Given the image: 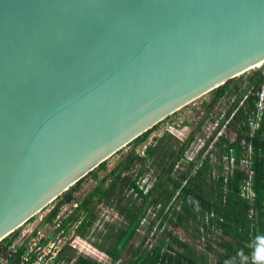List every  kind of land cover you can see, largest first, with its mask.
I'll list each match as a JSON object with an SVG mask.
<instances>
[{"label":"water","instance_id":"1","mask_svg":"<svg viewBox=\"0 0 264 264\" xmlns=\"http://www.w3.org/2000/svg\"><path fill=\"white\" fill-rule=\"evenodd\" d=\"M261 64L264 0H0V242Z\"/></svg>","mask_w":264,"mask_h":264},{"label":"trees","instance_id":"2","mask_svg":"<svg viewBox=\"0 0 264 264\" xmlns=\"http://www.w3.org/2000/svg\"><path fill=\"white\" fill-rule=\"evenodd\" d=\"M243 76L245 74L229 80L212 91V100L207 105V111L210 112L216 103L225 98L230 92L237 95L234 104L226 112V119L221 122V125H225L228 118L236 111L227 125V128H232L236 132L235 141L231 143L230 140L221 136L215 145L220 149L219 160L222 159L224 154H233L237 160V168L232 175L228 176L226 183L224 177L217 180L212 179L213 166L209 162L210 158H208L197 175L190 178L188 184L182 189L181 199L186 203L185 212L176 213L174 211L172 213L173 215L176 214L177 221H174L173 215L163 217L160 227L165 226V230L156 245L149 250L144 245L146 242L145 237L143 243L131 251L128 259L122 261L123 251L136 238L140 223L148 209L155 208L160 204L163 206L168 205L181 187L182 182L188 178V172L182 173L178 177L174 176L173 169L194 141V134L190 135L184 143H180V141L173 142L167 136L161 137L156 145L146 147L144 157L133 151L130 152L124 161L119 162L104 179L100 180L94 191L78 204L77 209L61 221L59 231L66 228L69 223L72 227L78 222L81 216L80 211H84L85 214L83 215L82 224L77 230V236L85 238L86 231L97 221L96 208L100 203L115 207L124 219L123 224L117 229L113 227V230H111L109 225H106V228L109 229V235L105 238L108 245H97L103 252L101 260L98 256L95 257L97 259L93 258L94 260L81 258L76 264H207L198 257L191 243L179 239L174 231L170 230L172 224L175 228L181 227L186 231L194 227L197 213L195 208L187 205L186 201L189 197L200 202L201 212L215 211L224 218V222H217L218 227L223 232V239L225 238L223 243H219L226 254L221 255L223 259L221 264H224V262L226 264H250L252 255L255 252L258 254L261 249H264V113L258 130L253 132L250 126V120L256 119L258 113L259 98L257 93L261 90L264 81V65L259 69H255L252 75L248 77V85L245 90H241L239 85L243 81ZM236 80L239 82L234 84L233 82H236ZM244 98L246 99L244 100ZM242 101L243 104L240 106ZM158 125L142 134L128 146L147 141ZM243 142L247 146L249 144L252 146L251 154L247 155L251 162L249 170L253 172L251 178L248 171L240 168V163L246 157L248 150ZM146 163L149 164L150 168H155L158 173V178L153 183L152 189L147 193L144 189H141L138 181L139 177L130 174L131 167L136 165L145 166ZM106 165L107 161L103 162L71 187L69 191L59 196L56 199L57 204L47 215L44 223H51L58 216L63 205L74 202L75 191L81 187L87 178L99 179L98 171L105 169ZM140 175H143V170L137 176ZM109 178L110 181L105 185ZM249 179L252 183V189L256 193L253 204L241 196L242 188ZM210 183L212 184L210 185ZM129 192H131V195L127 194ZM134 196L135 199H133ZM252 207L258 212L257 218H259L261 227L259 231L261 241H258L257 233H251L254 232L252 221L249 219V211ZM162 215L163 210L158 213V218ZM18 235L19 231L16 230L0 242V264H3V261L6 262L5 264H20L23 257L27 255L26 243L20 247L12 248ZM48 242L49 239L45 241V244ZM250 244L254 245L253 249L249 247ZM209 249L213 250L211 247ZM31 256L27 264H32L35 261V257Z\"/></svg>","mask_w":264,"mask_h":264},{"label":"rangeland","instance_id":"3","mask_svg":"<svg viewBox=\"0 0 264 264\" xmlns=\"http://www.w3.org/2000/svg\"><path fill=\"white\" fill-rule=\"evenodd\" d=\"M253 71H255V69L245 73V76H243V81L239 84L241 90H245L247 88L248 77L252 75ZM237 82L239 81L236 80V82L234 81L233 83L235 84ZM232 89L234 88L232 87ZM212 96V93H209L201 97L187 109L182 111L172 120H170L160 129H158L156 132H154L147 141L138 144L136 147H134L116 162H114L101 173H99V179H91L89 182H87L85 185L75 191L74 202L72 204L63 205L58 213V216L51 223H44V220L52 209L45 215L40 217L38 220H36L34 223H32L30 226H28L26 229H24L22 232H20L12 248L14 249L15 247H20L21 245L26 243L27 254H30L31 251L34 254L36 252H44L45 256H42L43 253L38 256L41 260H38L37 264H50L54 261V258H51V260L47 261V257H56V255L62 252L64 249H66V253L70 256V261L65 262L63 264H73L75 258H78L79 256H85L91 259H97L95 257L98 256V258L102 259L103 252L97 245H108V242L105 238L109 235V229L106 228V225L108 224L111 230H113V227H116L117 229V227H120L121 224H123L124 222V219L117 212L115 207L110 206L106 203H100L99 205H97V221L93 224L90 229L86 231L85 238L73 237V232L76 229V226L79 225V222L82 221L83 215L85 214L84 211L79 210L81 216L78 219V222L73 226V228H71L66 234H63L62 232L56 234L49 240L50 242L46 246V248L44 246H42L41 250H38V248L41 245V240L51 236L56 231L58 224H60L61 221H63L68 215H70L75 209H77L78 204H80L81 201H83L92 191H94V189L98 186L100 180L104 179L119 162L124 161L130 152L133 151L136 154L141 155V157H144V151L146 147H149L150 145H156L158 140L164 136H167L173 142L180 141V143H184L187 141L190 135L194 134V140H197L199 142V140L201 139L203 142L209 145L211 142H206L208 140V137L211 135L212 132H214V129L216 127L221 126V122L226 119V112L228 111V106L231 105L232 107V105L234 104V99H237V95L233 92H230L228 95H226L225 98L216 103V105L213 109H211L210 112H208L207 105L212 100ZM222 127L223 126H221V128ZM216 131L218 132L219 130ZM231 132H227L226 130L223 131L224 137L230 139L231 141H235L236 135ZM213 154L214 157L217 159V161L215 162V167L219 171H221V169L219 168V147H214ZM142 170L143 175L137 176L138 173ZM130 174L134 177H139V184L141 187H143L145 192L151 189L156 178H158V173L156 172L155 168H150L148 163H146L145 166L136 165L131 167ZM109 181L110 178L107 180L105 185H107ZM211 184L212 183H210V185ZM127 194L131 195V192ZM135 198L136 197L134 196L133 199ZM151 221L152 215L147 217V222H145L143 226L140 224L136 238L133 239L128 245V247L123 251L122 261L127 260L131 251L137 246L141 245V243H143V239L148 236V232L150 231ZM158 224L159 221H156L155 226L153 228V240L156 237L162 236L161 234L157 236L156 229L158 231ZM178 228L176 227L177 230ZM176 229L174 225L171 227V230L174 231L175 235L179 233V235L187 242H193L195 234L191 232V230L186 231L180 227V229L178 230L179 232H176ZM158 232L161 233V231ZM148 238H150V236H148ZM157 240H154V245L157 243ZM145 245L147 246V243H145ZM5 263L6 262L3 261V264Z\"/></svg>","mask_w":264,"mask_h":264},{"label":"built area","instance_id":"4","mask_svg":"<svg viewBox=\"0 0 264 264\" xmlns=\"http://www.w3.org/2000/svg\"><path fill=\"white\" fill-rule=\"evenodd\" d=\"M259 68H261V67H258V69ZM257 96L259 98L258 104H257L258 113L256 115V119L250 120V126H251L253 132L260 128V122H261V119H262L263 113H264V81H263L261 90L257 93ZM235 112L236 111H234L232 113L231 118L235 115ZM228 124H229V119L226 121L225 125H221V126H223L222 128H221V126L216 127L214 129V132H212L211 135L208 137L207 141L204 140L206 142H211L209 145L206 144L205 142H203L201 139L199 140V142L197 140H194L190 144L188 149L186 150L183 157L174 165V169H173V175L174 176L178 177L179 175H181L182 173H185V172H188L189 175H188V178L182 182L181 187L177 190L174 198L171 200L170 203H168V205L163 206L162 204H160L155 208L152 207V208L148 209L149 211H148V213H146L147 215H145L144 218L142 219L140 224L143 226L144 223L147 222V217L152 215V221L150 222L151 228H150V231L148 232V236H150V238H148V236L146 237L147 248L149 250H151L154 247V243H155L154 240L156 241L158 239V237H156L153 240V236H154L153 228L155 226L156 221H159L158 231H161V233H159L156 229L157 236H159L165 230V226H162V228L160 227V223L162 222V218L165 215H168L169 217H171V214H172L174 209L177 211H181L182 203H181L180 199H181L182 189L188 184L190 178H192L193 176H195L198 173L199 169L202 168L204 162L208 158H210L209 162L213 166V171H212L211 175L214 179L217 180V179H220L221 177H224V180L226 183L228 176H230L234 173V170L237 168V165H236L237 160L233 154L232 155L224 154L222 156V159L219 161V163H220L219 168L221 169V171H219L215 167V162L217 161V159L214 157V154H213V149H214V147H216L215 145H216L217 141H219V138L221 136H224L223 131L226 130V127ZM216 130H219V131L215 134ZM220 131H222V132H220ZM205 133H206V131H205ZM243 144L246 145L245 142H243ZM247 149L248 150L246 152V157H244V159L241 161L240 168H241V170L248 171L249 176L251 178L253 172L249 170L251 167V162H250V159L247 157V155L251 154L252 146L249 144L247 146ZM231 152L233 153V151H231ZM152 187H151V189H152ZM141 189H143V187H141ZM148 191H146L145 193H147ZM241 196L244 199L249 200V202L251 204H253V202L255 201L256 193L252 189V183H251L250 179L246 182L245 186H243ZM161 210H163V215H162V217L158 218V213ZM257 214H258L257 210L254 207H252L249 211V219L254 222ZM213 217H214V215L211 214L207 218V221L209 220V218H213ZM30 257H31L30 254L25 255L20 264H27L30 260ZM35 264H37V262H35ZM250 264H260L258 257L255 254L252 255V257L250 259Z\"/></svg>","mask_w":264,"mask_h":264},{"label":"crops","instance_id":"5","mask_svg":"<svg viewBox=\"0 0 264 264\" xmlns=\"http://www.w3.org/2000/svg\"><path fill=\"white\" fill-rule=\"evenodd\" d=\"M247 84H248V82H247ZM245 99L246 98H244V100ZM243 101L240 103V106L243 104ZM230 108H231V105L228 106V111L230 110ZM228 119H229V122H230L231 121V116ZM226 131L227 132L228 131L229 132L232 131L231 133L236 135V132L234 130H232V128H229V127L227 128L226 127ZM226 139H228V138H226ZM228 140H230V139H228ZM230 142L232 143L234 141L230 140ZM212 171H213V168H212ZM195 176H193V177H195ZM211 177H212V175H211ZM212 179H214V178L212 177ZM180 201L182 203L181 211H177V210L174 209L173 212L174 211H176V213L185 212L184 208H185V204L186 203H185V201L183 199H180ZM186 202H187L188 206L190 205L193 208H195L196 213H197V218L194 221V227L191 229V232H193L195 234L193 242L191 244L194 246V249H195L198 257L200 259H202V261H204L207 264H221V260H223L221 255H226V254H225V251L220 247L219 243H223L225 238L223 239V232H222L221 228L218 227L217 222H221V223L224 222V218L219 216L215 211H207L205 213L201 212L202 211V207L200 206V202L197 199H192L191 197H189L188 201H186ZM211 214H213L214 217L213 218H209V220L207 221V218ZM171 215H173V214H171ZM165 216L169 217L168 215H165ZM173 216H174V221H177L176 214L173 215ZM257 217L258 216H256L254 222L251 220L252 221V229L254 230V232H251V233L252 234L253 233H257L258 241H261L262 238H261V235L259 233L261 227H260V224H259V218H257ZM169 225H170V223H169ZM173 225L174 224H172V226ZM179 229H180V227L178 228V230ZM197 229H198V231H197ZM178 230L176 229V232H179ZM177 234L176 235L179 237V239H181L183 241H186L179 235V233H177ZM158 238H160V237H158ZM253 246H254L253 244L249 245V247L252 248V249H253ZM145 247H147V246L145 245ZM209 247H211L213 250H210ZM214 247H216V248H214ZM254 254L258 257L257 252H255ZM259 263L261 264L260 261H259ZM224 264H226V263L224 262Z\"/></svg>","mask_w":264,"mask_h":264},{"label":"flooded vegetation","instance_id":"6","mask_svg":"<svg viewBox=\"0 0 264 264\" xmlns=\"http://www.w3.org/2000/svg\"><path fill=\"white\" fill-rule=\"evenodd\" d=\"M74 212V211H73ZM72 212V213H73ZM71 213V214H72ZM69 216V215H68ZM67 216V217H68ZM83 220V219H82ZM77 223V222H76ZM75 223V224H76ZM74 224V225H75ZM82 224V221H80L79 222V225H77L76 226V229L74 230V232H73V237H79V236H77V230L79 229V226ZM70 223L68 224V226L66 227V228H63L62 230H58V229H60V227H61V223L60 224H58V227H57V229H56V231L51 235V236H49V237H47L46 239H43V240H41V245H40V247L38 248V250H41V248H42V246H44L45 248H46V246L49 244V242L47 243V244H45V241L46 240H50L52 237H54L56 234H58V233H63V234H66L71 228H73V226L72 227H70ZM80 238V237H79ZM70 245V244H69ZM44 251V250H43ZM67 251H66V249H64L62 252H60V253H58L57 255H56V257H51V256H49V257H47V261L48 260H51V258H54V261L53 262H51L50 264H63V263H65V262H69L70 261V256L66 253ZM43 253V255L42 256H45L44 254V252H42ZM42 253H40V252H36L35 254L34 253H32V251H31V253H30V255H33L34 257H35V261L32 263V264H34L35 262H37L38 260H41L38 256L39 255H41ZM48 256V255H47ZM32 257V256H31ZM30 257V258H31ZM86 259V258H88V257H85V256H79L78 258H75V261H74V263L73 264H76V262L79 260V259ZM38 263V262H37ZM47 264H49V263H47Z\"/></svg>","mask_w":264,"mask_h":264},{"label":"clouds","instance_id":"7","mask_svg":"<svg viewBox=\"0 0 264 264\" xmlns=\"http://www.w3.org/2000/svg\"><path fill=\"white\" fill-rule=\"evenodd\" d=\"M258 260L261 262V264H264V249H261L258 253Z\"/></svg>","mask_w":264,"mask_h":264},{"label":"bare ground","instance_id":"8","mask_svg":"<svg viewBox=\"0 0 264 264\" xmlns=\"http://www.w3.org/2000/svg\"><path fill=\"white\" fill-rule=\"evenodd\" d=\"M263 65H264V64H261V65L257 66V68H258V67H262Z\"/></svg>","mask_w":264,"mask_h":264}]
</instances>
